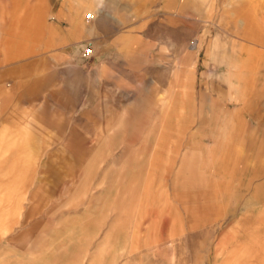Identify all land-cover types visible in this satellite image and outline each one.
Listing matches in <instances>:
<instances>
[{
	"label": "rangeland",
	"instance_id": "1",
	"mask_svg": "<svg viewBox=\"0 0 264 264\" xmlns=\"http://www.w3.org/2000/svg\"><path fill=\"white\" fill-rule=\"evenodd\" d=\"M69 1L83 92L23 126L34 156L0 128V264H243L219 235L264 204V0Z\"/></svg>",
	"mask_w": 264,
	"mask_h": 264
},
{
	"label": "crops",
	"instance_id": "2",
	"mask_svg": "<svg viewBox=\"0 0 264 264\" xmlns=\"http://www.w3.org/2000/svg\"><path fill=\"white\" fill-rule=\"evenodd\" d=\"M56 2L0 0V128L12 126L16 129L20 126V131L13 132L11 138L15 152L10 157L34 156L22 153L30 140V134L22 131L23 126H28L35 117L43 122L36 121L37 125L42 124L45 128L56 125L59 128L63 123L52 122L49 116L53 114L47 111L73 110L78 104L80 90L83 92L85 73L77 56V43L84 32L91 30L87 26L84 28L81 19L76 17L77 6L73 1L60 0L57 6ZM106 69L105 65H98L96 69L100 85ZM27 109L37 112L27 114ZM25 116H29L28 120L21 123ZM53 133L56 134L55 130ZM67 139L81 140L79 137L63 140ZM49 140L58 139L50 137ZM194 178L195 181H184L185 185L199 180L196 175ZM232 205L234 209H226L227 217H231L227 228L219 235L220 241L227 236L235 238L237 245L244 247L234 257L235 262L242 260L243 264H251L256 261L259 264L264 259L261 243L264 235L260 236L259 218L260 206L264 204L260 198L241 197Z\"/></svg>",
	"mask_w": 264,
	"mask_h": 264
},
{
	"label": "built area",
	"instance_id": "3",
	"mask_svg": "<svg viewBox=\"0 0 264 264\" xmlns=\"http://www.w3.org/2000/svg\"><path fill=\"white\" fill-rule=\"evenodd\" d=\"M92 12H86V14H85V19H87V20H91V18H92V16H94V15H92L91 14ZM91 55V49L89 48V47H87V48H85V49H83L82 51H81V57L83 58V59H87L89 56Z\"/></svg>",
	"mask_w": 264,
	"mask_h": 264
},
{
	"label": "bare ground",
	"instance_id": "4",
	"mask_svg": "<svg viewBox=\"0 0 264 264\" xmlns=\"http://www.w3.org/2000/svg\"><path fill=\"white\" fill-rule=\"evenodd\" d=\"M89 12H92V11H89ZM91 14H92V15H94V13H93V12H92ZM94 18H95V16H92V18H91V19H94Z\"/></svg>",
	"mask_w": 264,
	"mask_h": 264
}]
</instances>
